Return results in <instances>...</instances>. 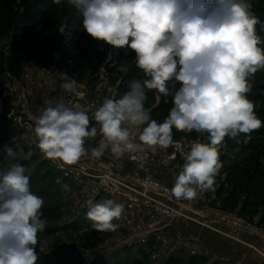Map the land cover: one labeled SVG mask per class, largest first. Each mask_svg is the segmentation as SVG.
I'll return each instance as SVG.
<instances>
[{"label": "clouds", "instance_id": "clouds-1", "mask_svg": "<svg viewBox=\"0 0 264 264\" xmlns=\"http://www.w3.org/2000/svg\"><path fill=\"white\" fill-rule=\"evenodd\" d=\"M59 3V0H55ZM82 15L83 30L94 40L135 53L144 79L105 97L92 117L78 105L47 99L34 117L36 146L46 158L75 165L87 154L86 143L100 137L94 157L106 150L125 154L156 153L174 144L173 129L207 134L191 140L171 193L195 200L214 190L222 168L225 139L251 134L264 126L248 98L249 78L264 69V38L248 0H68ZM61 87L75 93L77 82L61 74ZM171 97L162 122L145 107L147 93ZM239 142V141H238ZM9 166L0 172V264H36L37 234L46 227L44 201L30 189L25 167L31 153L6 150ZM87 218L99 231H116L124 205L112 199L87 201Z\"/></svg>", "mask_w": 264, "mask_h": 264}, {"label": "rangeland", "instance_id": "rangeland-1", "mask_svg": "<svg viewBox=\"0 0 264 264\" xmlns=\"http://www.w3.org/2000/svg\"><path fill=\"white\" fill-rule=\"evenodd\" d=\"M20 1H15L18 11L15 10V13L11 14L9 21L8 19L3 21V18H0V172L6 171L9 166L8 157L2 156L5 152L4 143L12 146L14 152L31 153L29 158H19L15 162L25 167V174L30 177L31 191L44 201L41 218L47 223L45 229L37 234L36 252L39 260L47 259L46 261H51V264H189L190 257H200L197 264H264V190L255 188L256 194L250 197V194L246 192L247 189L239 190L232 182L231 177L240 175L244 176L243 179L247 177L246 173H240L237 170V164L241 168L244 166L242 158L236 155L234 159L227 160L226 157L229 153L233 155L239 151L237 146L230 149V143L237 138L226 137L225 144L220 151L222 168L219 172L220 175L215 178L214 190L206 192L205 203L192 208L200 213L204 212L206 216L199 217L195 213L178 215L175 207L169 204V207L174 209L175 215L167 218L164 221V224L168 225L167 228L158 232L163 240L153 237L146 246L134 244L122 247L121 244L127 239L144 233L143 231L136 232L146 229L144 225L140 224L148 223L155 218L154 215L147 212L144 214L139 210L132 212L135 215L129 218L132 221L130 224H126L122 215L114 221L119 225L116 231H99L92 227V222L86 216L89 206L83 213L80 210L82 202L78 199V191H73L71 184L67 181L58 182L61 175L48 162L40 160L36 154L32 153L33 147L22 135L23 131L18 125L19 121L11 111V99L3 90L4 86L8 84L5 79L6 73L10 71L13 75L18 74L13 59L22 52L35 54L44 61L51 60L56 51L62 52L64 60L71 58L69 48L72 42L71 28L77 27L76 25L83 18L80 11L70 5L68 0H60L58 5L49 8L50 13L47 15H49V19L57 23L58 28L54 35L50 36L52 37L50 50L43 51L45 32L42 27L46 15L25 19L22 23L24 28H21V31H28L26 37L14 35L17 32V26L15 27L13 23L15 17H18L19 10L22 9L21 6L33 1L38 2V0H22L21 3ZM249 3L252 7L256 6L252 10L261 22V24H257L258 27L261 26L259 29H262L264 27V6L258 2L251 1ZM41 7L44 8V6ZM13 16L14 18L11 19ZM51 16L54 17L51 18ZM29 25L36 28H27ZM31 30L34 32L30 33ZM258 31L257 34L264 37L263 33ZM81 32H84L83 28ZM73 43L74 39L71 44L73 45ZM88 43L92 61L96 59L97 66L103 64L107 66L112 82L121 81L122 84V81H126V83L124 82L125 87L120 89L122 93L128 90V83L132 79L143 80L145 78L142 70L136 66L133 51L113 48L103 41L94 40L92 44L88 40ZM7 54H11V56H7ZM69 60L66 64L60 63V70L63 73L82 80L89 78L91 64L80 73L72 65L71 59ZM96 70L97 67L94 71ZM261 70L264 71V69ZM255 93L264 94V89H259ZM251 101L257 102L255 98H252ZM145 107L150 111L152 119L161 122L172 107L171 97H164L155 90L149 91ZM261 115L258 116L262 117ZM174 132L177 133V136H185L189 140L198 137L201 140L207 139L206 133L179 132L175 129ZM239 138H243V135H240ZM260 141L263 143L264 138ZM257 142L255 141V143ZM260 158L264 165L263 155H260ZM35 172L37 173L35 174ZM152 172L155 178L165 186L175 180L179 170L157 165ZM37 175H39L38 179L35 178ZM242 176L240 177L242 178ZM32 179L34 180L32 181ZM54 182L57 186L52 184ZM50 184L52 185L46 188ZM257 184L264 188V180L258 181ZM103 196L116 202L115 196ZM137 197L142 202L148 199L153 202L156 200L147 194L138 193ZM97 200H102V198ZM254 201V206L248 207L249 209L246 211L243 210L244 205L254 203ZM119 203L124 205V210L130 205L123 201ZM207 206L213 208L214 211L207 214ZM194 252L197 255H192Z\"/></svg>", "mask_w": 264, "mask_h": 264}, {"label": "built area", "instance_id": "built-area-1", "mask_svg": "<svg viewBox=\"0 0 264 264\" xmlns=\"http://www.w3.org/2000/svg\"><path fill=\"white\" fill-rule=\"evenodd\" d=\"M7 56H11V54H7ZM61 60V51L54 52L52 59L48 61L29 52H22L13 59L18 74L13 75L10 71L6 73L5 79L8 84L4 86L3 90L11 99V111L19 121L18 125L23 131L22 135L33 147L32 153L36 154L40 160L48 162L61 175L58 182L67 181L71 184L73 191H78V199L82 202L80 209L82 213L89 206L87 201L92 200L93 203H97L108 199L103 195H111L115 196L117 203L123 201L130 204V208L127 206L128 208L122 213L126 224L132 223L129 218L135 215L132 212L138 210L143 212L142 214L147 212L155 216L153 221L140 224L144 225L146 229L136 232L143 231L144 233L123 241L122 247L134 244L146 246L153 237L163 240L158 232L167 228L168 225L164 224V221L175 215L174 209L178 215L195 213L199 217L206 216L204 212L200 213L192 209L195 205L205 203L206 192L192 201L178 200L171 193L175 180L164 186L152 172L157 165L180 170L183 164L182 153L187 151V145L191 141L185 136L173 135L174 144L172 146L167 149H158L156 153L148 151L146 155L125 154L123 157L117 158L109 149L101 157H94L91 154V149L98 146L100 137H97L86 143L87 154L75 165H64L59 160H52L44 156L36 146L33 129L35 126L34 117L39 115V110L44 107L45 100L54 98L68 106L78 105L92 117L105 97L115 96L118 98L121 95V81L112 82L109 69L105 64L99 66L98 70L85 80L68 76L77 82V88L75 93L66 92L61 87L64 83L61 78L63 73L60 70ZM202 141L206 142V139ZM221 157L220 153V159ZM134 170L135 172H133ZM138 193L150 195L156 200L153 202L148 199L142 202L137 197ZM100 198L102 200H97ZM169 204L175 208L172 209ZM206 211L209 214L214 210L207 206ZM192 255L197 254L194 252Z\"/></svg>", "mask_w": 264, "mask_h": 264}, {"label": "trees", "instance_id": "trees-1", "mask_svg": "<svg viewBox=\"0 0 264 264\" xmlns=\"http://www.w3.org/2000/svg\"><path fill=\"white\" fill-rule=\"evenodd\" d=\"M17 0H0V18H3V21L6 19H8L11 16V14L15 13L16 9V2ZM42 0H38L37 1H33L32 3H29L27 5H23L21 6L22 9L19 10L18 13V17H15L14 19V23L13 25H15V27L17 26V32L14 35H18L20 37H26L27 32L28 31H21L24 27V25H22V23L25 21V19L28 18H33L34 16H38V15H46L43 22H45L43 24L42 29H44L45 32V37H43V51H47L50 50L51 48V42H52V35H54V32L56 30V28H58L57 23H55L54 21H52L51 19H49L50 17H48L49 15H47L49 12V8L51 9L53 6L58 5V3L55 2V0H43L42 2H40ZM60 1V0H59ZM249 2L253 1L254 2H258V3H262V5L264 6V0H248ZM22 2V0L20 1V3ZM46 3V4H43ZM257 3V4H258ZM41 6H44V8H42ZM46 6V7H45ZM258 6V5H257ZM20 7V8H21ZM256 7V6H254ZM254 7H252V9L254 10ZM6 9V10H5ZM48 10V11H47ZM257 10V9H256ZM18 11V10H17ZM48 17V18H47ZM54 16H51V18H53ZM14 18L11 17V19ZM47 19V20H46ZM49 19V20H48ZM258 24H261L258 23ZM77 27L71 28L72 29V42L74 39V43L73 45L70 43V55H71V61H72V65L74 66V68L76 67L77 70L82 73L85 69L86 66H90L91 64V73H95L98 70L97 64H96V59H94V61H92L93 58H91V55H89V50H88V40L90 41V43H94V40L84 31H82V20H80V22H78V24L76 25ZM34 26L29 25V27L27 28H33ZM259 27H261L259 25ZM258 25H256V31L259 30L258 32L263 33L264 35V27L262 29H259ZM22 28V29H21ZM26 28V27H25ZM36 28V27H34ZM33 28V29H34ZM19 31V32H18ZM34 31L31 30L30 33H33ZM29 33V34H30ZM81 37V39L78 40V38ZM264 38V37H262ZM262 47H264V44L261 45ZM66 53V52H64ZM35 55V54H34ZM93 57H95L93 55ZM66 59L64 60L62 58L61 60V64H66V62H69L70 60ZM92 61V63H91ZM97 67V70L94 71V69ZM250 83L252 84V88L251 91L247 94L248 98L251 100L252 98H255L257 100V102L254 103L255 105V111L257 116L259 114H262V117L258 118L260 120H262L264 122V94L261 93H255V91H258L259 89H264V71L259 69L254 76L249 78ZM126 83V81H124ZM122 81V84H120V88H124L125 87V83ZM254 92V93H252ZM124 93V92H123ZM121 92V95L123 94ZM254 95V96H253ZM259 102V104H258ZM162 122V121H161ZM177 133L174 132L173 129V135H176ZM243 135V134H241ZM252 138L251 140H249L248 143H244V135L243 138H237L236 140L232 141L230 143V149H232L231 147L237 146L239 149V151L235 154H231L229 153L226 157L227 160H232V158L234 159L236 155H238L239 158L243 159V164L244 166L241 168L240 166H238L237 164V170L240 173H246L247 177H245L243 179L244 176H242V178L240 176H236V177H231L232 178V182L234 183L235 187L237 189H247L246 192L248 194H250V197L256 194V190L255 188L258 189H262L264 190L263 187H261L259 184H257L258 181L264 180V165L263 162L260 158V155H263L264 157V142L262 143V141H260V139L262 140V138H264V126H262L260 129L255 130L252 134H251ZM260 136V137H259ZM257 138V139H256ZM239 141V142H238ZM255 141H258L257 143H255ZM4 145V155L2 156H6L5 158H7V152L6 150L8 148H11L13 150V147L10 146L9 144L6 145V143L3 144ZM37 172H35L36 174ZM239 173V174H240ZM41 176V175H40ZM256 176H258V178H255ZM39 175H37V177H35L36 179H38ZM34 179H32L33 181ZM54 184V186L56 185L55 182L52 183ZM52 184L46 186V188L49 186H51ZM57 186V185H56ZM59 187V186H58ZM255 192V193H254ZM254 203H247L246 205L243 206V210H248L250 206H254ZM60 209V208H59ZM47 260V259H46ZM45 259L43 260L42 258L39 260H37L36 263L38 264H51V261H46ZM200 260V257H190L189 259V264H197V262Z\"/></svg>", "mask_w": 264, "mask_h": 264}]
</instances>
